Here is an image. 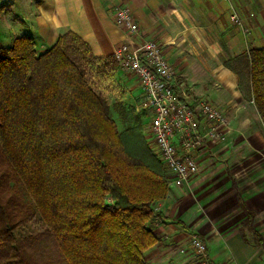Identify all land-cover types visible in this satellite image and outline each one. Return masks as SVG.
I'll return each instance as SVG.
<instances>
[{
	"label": "trees",
	"instance_id": "1",
	"mask_svg": "<svg viewBox=\"0 0 264 264\" xmlns=\"http://www.w3.org/2000/svg\"><path fill=\"white\" fill-rule=\"evenodd\" d=\"M237 59L227 64L264 123V46ZM117 65L73 31L43 53L30 35L0 40V264H146L160 242L149 224L168 176L127 152L109 116L104 88ZM238 197L264 247L255 211ZM34 215L41 228L22 232Z\"/></svg>",
	"mask_w": 264,
	"mask_h": 264
},
{
	"label": "crops",
	"instance_id": "2",
	"mask_svg": "<svg viewBox=\"0 0 264 264\" xmlns=\"http://www.w3.org/2000/svg\"><path fill=\"white\" fill-rule=\"evenodd\" d=\"M0 2L4 45H11L17 36L30 35L36 51L43 53L60 35L73 31L100 57L113 56L123 41L133 47L140 43L137 38H127L129 34L116 25L111 13L115 5H128L140 26V37L160 43L163 54L176 67V91L192 105L202 99L226 109L233 121L228 139L200 155L199 174L157 202L160 216L149 225L160 242L145 251L146 264H195L189 243L193 234L205 240L211 260L264 264V247L241 231L246 213L238 197L240 193L247 208L255 211L253 227L264 238V133L259 120L263 121L246 82H240L232 67L250 48L264 46V0ZM234 12L240 24L232 21ZM210 152L227 160L205 166ZM209 172L219 175L215 179L220 181L202 182ZM234 213L240 216L235 222L230 217Z\"/></svg>",
	"mask_w": 264,
	"mask_h": 264
},
{
	"label": "built area",
	"instance_id": "3",
	"mask_svg": "<svg viewBox=\"0 0 264 264\" xmlns=\"http://www.w3.org/2000/svg\"><path fill=\"white\" fill-rule=\"evenodd\" d=\"M111 13L116 25L129 35L140 33V26L128 5H115ZM231 19L240 22L236 14ZM113 55L121 68L135 76L139 85V108L148 115V144L169 174V187L184 185L199 172L200 155L228 139L229 114L208 100H197L192 105L178 94L176 67L163 54L156 40H142L136 47L123 41ZM189 243L196 264H228L211 260L208 246L198 234H193Z\"/></svg>",
	"mask_w": 264,
	"mask_h": 264
},
{
	"label": "rangeland",
	"instance_id": "4",
	"mask_svg": "<svg viewBox=\"0 0 264 264\" xmlns=\"http://www.w3.org/2000/svg\"><path fill=\"white\" fill-rule=\"evenodd\" d=\"M2 5L5 6L6 4H2ZM233 14H236L239 17V15L236 12L232 13L231 16ZM234 23L240 24L241 19L240 22H234ZM2 31L3 29L0 28V32ZM139 34L136 36L128 35L127 38L130 39V41H133V38L134 39L137 38L140 41L145 39L143 37H140ZM5 46H10V45H5ZM112 77L113 78L111 81L106 82L104 93L109 103V116L112 119H114V121L116 122L118 131L121 134L127 152L134 158L144 160L150 166H152V168L155 169L157 172L167 177L169 175L168 172L163 168L157 157L154 154H152L149 149V144H148L149 133L146 128L148 115L145 114L139 108L141 101V91L135 76L131 72L121 68L120 65H117L113 69ZM230 120H231V126H230L229 135L233 131V126H232L233 121L231 119V116H230ZM259 121H260V126L262 128V132L264 133V123L261 122V120ZM200 157H199V162H200ZM223 160H227V159L224 158L220 159L215 154L210 152L209 154L206 153L205 162L203 164H205V166L212 167L213 165L219 164V162H222ZM225 162L227 163V161ZM201 166L202 164L200 165V167ZM200 171L201 169L199 170V172ZM199 172L193 178H195L199 174ZM215 175L212 172H209L208 174H205L203 176L201 181L206 184L209 182L210 184L211 183L213 184V182L216 180L215 177L218 178L219 176V175L218 176ZM216 181H220V180H216ZM174 188L175 187L170 188L169 193H171ZM222 191H224V189H222ZM179 197L180 196H177V198ZM24 199L27 203L32 202L30 201V198L27 195H25ZM108 201L111 202L112 200L108 197ZM230 217H231V221L235 222V220L238 219L240 216L239 214L234 213V214H230ZM41 226L42 224L39 220V217L37 215L36 216L34 215L32 218V222L25 223L20 230L24 233L35 232L38 231L41 228ZM241 231L244 233L246 232L247 234L250 235V238L252 240H255L253 233L249 232V230L246 229L245 226H242Z\"/></svg>",
	"mask_w": 264,
	"mask_h": 264
}]
</instances>
